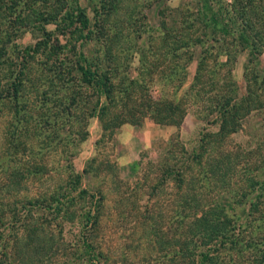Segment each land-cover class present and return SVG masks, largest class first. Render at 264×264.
Here are the masks:
<instances>
[{"label":"rangeland","instance_id":"rangeland-1","mask_svg":"<svg viewBox=\"0 0 264 264\" xmlns=\"http://www.w3.org/2000/svg\"><path fill=\"white\" fill-rule=\"evenodd\" d=\"M12 3L20 15L0 13V33L19 30L0 43V264H192L207 251L264 264V187L252 185L264 179V0H56L43 10L57 22L42 10L25 25L39 2ZM78 52L109 94L81 77ZM248 82L253 100L231 108ZM62 192L68 214L44 209ZM180 210L186 232L204 217L248 227L222 242L200 228L174 259L188 248Z\"/></svg>","mask_w":264,"mask_h":264},{"label":"trees","instance_id":"trees-1","mask_svg":"<svg viewBox=\"0 0 264 264\" xmlns=\"http://www.w3.org/2000/svg\"><path fill=\"white\" fill-rule=\"evenodd\" d=\"M9 1H10V3H12V0H0V13L7 14V16H9V17H11V16L16 17V16L20 15V12H18L19 14H17V15L14 14L15 13L14 7H12V5L8 4ZM27 1L32 2L33 5L36 2H39V4H38V7L34 6L35 9H33L32 12H30L31 13L30 15L26 16V12L25 13H23V12L21 13L22 15L19 16V17H20V21H22L24 23V25H25V21H27L26 17L32 16V17L38 19V13L37 12H39V13L42 12V10L46 6L45 4L56 2V0H26V2ZM12 4H14V2ZM29 6L31 7L30 4H29ZM52 10L54 11L55 8L52 9ZM50 11L51 10H49L47 12V15L44 14V10L41 13L42 14L41 15L42 16L41 19L45 22L44 24L51 23L52 21L57 22V20L59 19V17L57 16L56 13L55 14H51ZM79 15L82 18H84L83 22H85V24H87V18L85 17L83 10H81L79 12ZM95 15L98 16V9H95ZM97 21L101 22V21H103V19L100 17V19L96 20L95 23H97ZM14 22L15 21L13 20V23ZM100 22H99V25H98L99 27L101 25ZM9 27H10V25H9ZM9 27H8V32H1L0 33V43L2 41H5L6 43H4V44H6V45L10 44L15 39V37L18 36V31L19 30L15 29V31L12 32L14 30V28H10V30H9ZM35 27L37 29L43 28L46 31V28L44 27V25L43 26H39L38 25V26H35ZM11 29H13V30H11ZM142 33H143V31H142ZM142 33L137 32L136 36H138V38L135 36V39H134V37H133V41H134V44L136 45V47H139L138 44H140V39L142 37ZM94 36L97 39L103 38V29H100V30L97 29V33ZM109 36H110V34H109ZM115 38H116V35H114V39ZM116 40H118V39H116ZM197 41H198V43H203L202 39L201 40L198 39ZM101 45L104 46L103 40L101 41ZM91 63L92 62H90L88 59H86V57L84 56V54L82 52H78V58H76V66L75 67L79 71L81 77L83 79H85V81L87 83L95 85V86H98V92L100 91L104 95H106L107 93L109 94L111 92L110 77L107 74H105L103 71H99L98 70L99 68L97 66H95L93 68ZM129 84L130 85L133 84L132 80H129ZM254 92H256V90L255 91L251 90V86H250V84L248 82L247 95L246 96H242V97H236L233 100V103H231V105H230L229 101H227L225 103V106L226 105L227 106L230 105L231 108H234L235 107L234 104L239 103L240 100H242V101H248L250 99L253 100L252 98L254 97L253 96ZM73 98H75V97H73ZM69 101H70V104L73 103L71 100H69ZM75 183H76V187H77L78 184H81V177L80 176H78L76 178ZM257 184H259V186L264 187V179L252 182L253 186H255ZM79 192L81 194H83V193H86V190L85 189H80ZM73 198H74L73 194L69 196L68 192L67 193L62 192L61 194L53 193L49 198H46V199L43 200V204L42 205H43L44 209L45 208L53 209V211H58V212H62L63 211L64 214H68L70 212L69 208H70V205L73 202ZM220 209H224V208L220 207ZM183 211L184 210L175 211V213H174V216H178L177 218H174V219L177 220L176 223L178 224V226L179 225L182 226L181 235L179 236L178 240H181V239L182 240H187V241H181L182 244H183L182 247H188V245L192 244V242H194L192 244L193 246L197 245V244H195L196 242L192 239V237H193L194 234H196V232L198 233L200 228H201V231H203L204 237H209V239L210 238L212 239V237H217L218 240L223 238V239L220 240L222 242L224 240V238L228 237V233H227L228 230H230L231 233H233V232L234 233H239L240 227H242V226L248 227L247 221L246 220H242V217L241 218L237 217L236 221L228 219V226H227L228 228L225 227V225H224L225 222L223 224L222 221L219 220L218 218L215 219L214 223H210L209 218L204 217V218H200L198 221L193 222V224H195L196 226L199 224V226H201V227H199V228L195 227L196 230L194 232V226H191L189 228V230L186 232V231L183 230V227H186L185 224H183L184 223V216L181 214ZM15 212H16V209H15ZM84 215H86L87 222L90 221L91 219H96L97 218V215H91L90 211L87 214L84 213ZM2 223H4V221ZM234 223H235V226H234ZM236 230H238V231L236 232ZM245 230H247V229H244L243 232H245ZM244 234H243V240L246 237ZM230 238H231V242L236 241V240L232 241V239H235V238H232V237H230ZM86 241H88V242L83 243L84 246H85L86 251H87V249H95L96 248L95 245L93 244V241H90V240H86ZM243 242L244 241H241L242 244H243ZM4 245H6V244L4 243ZM181 249H183V248H181ZM187 250H189V247L186 248V250H180V249H179V251L174 250L172 252V255H173L174 259H176L177 257H176L175 254H178L181 251L182 252L183 251L187 252ZM100 253L102 254V257H104L103 253L102 252H100ZM210 254L211 253H209L208 251L204 252V253H201L197 263H195L194 260H192V264H207V263L214 264V260L215 259L214 258H210ZM88 257H89V259H91L90 260L91 264H97L98 262H100V256H98V255L95 256L92 253V254H89ZM218 264H222V263L219 262Z\"/></svg>","mask_w":264,"mask_h":264}]
</instances>
